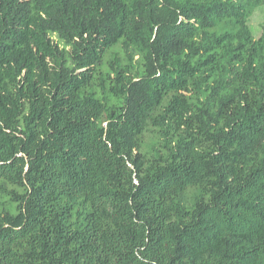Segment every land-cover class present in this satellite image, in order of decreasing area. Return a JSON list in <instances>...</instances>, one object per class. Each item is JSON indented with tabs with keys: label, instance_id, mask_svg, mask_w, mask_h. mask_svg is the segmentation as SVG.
<instances>
[{
	"label": "trees",
	"instance_id": "1",
	"mask_svg": "<svg viewBox=\"0 0 264 264\" xmlns=\"http://www.w3.org/2000/svg\"><path fill=\"white\" fill-rule=\"evenodd\" d=\"M264 0H0V264H264Z\"/></svg>",
	"mask_w": 264,
	"mask_h": 264
},
{
	"label": "rangeland",
	"instance_id": "2",
	"mask_svg": "<svg viewBox=\"0 0 264 264\" xmlns=\"http://www.w3.org/2000/svg\"><path fill=\"white\" fill-rule=\"evenodd\" d=\"M264 23V5L255 9L249 19V25L255 38H258L262 33V24Z\"/></svg>",
	"mask_w": 264,
	"mask_h": 264
}]
</instances>
